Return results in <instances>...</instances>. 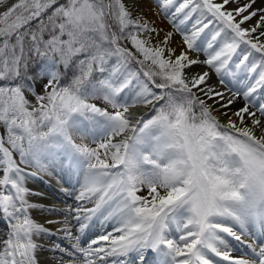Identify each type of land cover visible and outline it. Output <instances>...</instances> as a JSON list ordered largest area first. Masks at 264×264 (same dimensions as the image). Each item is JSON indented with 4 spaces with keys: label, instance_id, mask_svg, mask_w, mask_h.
<instances>
[{
    "label": "snow or ice",
    "instance_id": "1",
    "mask_svg": "<svg viewBox=\"0 0 264 264\" xmlns=\"http://www.w3.org/2000/svg\"><path fill=\"white\" fill-rule=\"evenodd\" d=\"M0 220V264H264V0H0Z\"/></svg>",
    "mask_w": 264,
    "mask_h": 264
},
{
    "label": "bare ground",
    "instance_id": "2",
    "mask_svg": "<svg viewBox=\"0 0 264 264\" xmlns=\"http://www.w3.org/2000/svg\"><path fill=\"white\" fill-rule=\"evenodd\" d=\"M156 20H157V23H159V24H161L163 27H165L166 30H171V28L168 26V23H167L166 20L161 21L159 17H156ZM175 39H176L177 41H179L180 38H178V37L176 36ZM57 173L63 175L60 179H62V178L64 177V178H63L64 181H65V182L68 181V178H67V177L64 175V173L60 170V168H56V169L54 170V174H57ZM57 181H58V180H57ZM61 181H62V180H61ZM54 182L56 183V180H55ZM68 182H73V183H75V182H77V180H76L75 177H73V178L71 179V181H68ZM57 183H61V182H57ZM46 185H49L50 187H53V186H52L51 184H49L48 182H46ZM75 189H76V188H75ZM75 189H69V190H70V191H75ZM34 214H35V213H34ZM35 217H36V216H35ZM40 221H43V219H41ZM1 228H3V230L5 229V221H4V220H1V221H0V229H1ZM107 228H108V226H107L105 223H103V222L100 221V220H97L95 226L92 227L90 233L95 231V232H97V234H101V233H103L104 231L108 230ZM90 233H88V235H89ZM259 235H260V234H259ZM239 251H245V250H244L243 248H239Z\"/></svg>",
    "mask_w": 264,
    "mask_h": 264
},
{
    "label": "rangeland",
    "instance_id": "3",
    "mask_svg": "<svg viewBox=\"0 0 264 264\" xmlns=\"http://www.w3.org/2000/svg\"><path fill=\"white\" fill-rule=\"evenodd\" d=\"M177 37L178 38H180L178 35H177ZM55 181V180H54ZM56 182H59V180L57 181L56 180ZM76 184H74V185H79L77 182H75ZM54 184L56 185V183L54 182ZM38 200L41 202V203H44V201L41 199V197H38ZM39 214V212H38V210L35 212V216L36 215H38ZM37 220H41V219H43V217H38V216H36L35 217ZM1 221V220H0ZM41 222H43V221H41ZM5 224H6V221H5ZM0 231H3V228H1L0 229ZM99 234H97V233H92V234H89V236H88V239H93V238H95L96 236H98ZM260 238V237H259Z\"/></svg>",
    "mask_w": 264,
    "mask_h": 264
}]
</instances>
